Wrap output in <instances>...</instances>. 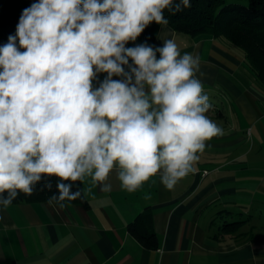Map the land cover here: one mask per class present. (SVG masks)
Here are the masks:
<instances>
[{
    "label": "clouds",
    "instance_id": "obj_1",
    "mask_svg": "<svg viewBox=\"0 0 264 264\" xmlns=\"http://www.w3.org/2000/svg\"><path fill=\"white\" fill-rule=\"evenodd\" d=\"M190 7L36 0L23 10L16 35L0 46V206L31 196L41 181L51 190V177L58 195L48 204L63 208L81 197L73 186L86 178L110 192L113 170L128 193L156 176L172 190L198 170L206 143L224 134L206 115L200 57L181 54L174 38L126 47L153 22L166 29L165 10ZM100 73L107 75L94 87Z\"/></svg>",
    "mask_w": 264,
    "mask_h": 264
},
{
    "label": "crops",
    "instance_id": "obj_2",
    "mask_svg": "<svg viewBox=\"0 0 264 264\" xmlns=\"http://www.w3.org/2000/svg\"><path fill=\"white\" fill-rule=\"evenodd\" d=\"M161 28L154 43L138 37L126 47H160L162 39L174 38L181 54L198 55L197 77L211 104L206 115L224 134L206 143L198 170L172 190L156 176L128 193L113 170L110 192L90 178L82 183L88 207L0 206V264H264V91L239 48L211 35ZM106 75L98 74L94 87ZM147 208L157 250L145 249L128 231Z\"/></svg>",
    "mask_w": 264,
    "mask_h": 264
},
{
    "label": "trees",
    "instance_id": "obj_3",
    "mask_svg": "<svg viewBox=\"0 0 264 264\" xmlns=\"http://www.w3.org/2000/svg\"><path fill=\"white\" fill-rule=\"evenodd\" d=\"M34 2L36 0H0V46L8 42L10 35H16L23 10ZM164 15L169 21L168 26L177 32L192 37L211 35L242 50L246 66L264 91V0H191L190 8L175 14L165 10ZM160 27L153 22L139 37L148 43H154ZM49 179L51 190L44 186L46 181H41L35 186L31 196L21 193L12 204L48 202L50 196L58 195L57 179ZM77 188L81 190V197L73 201L65 200L63 203H78L88 207L79 181L73 186V191ZM226 227H235V224H225L224 229ZM128 231L145 249L159 248V239L154 230V214L149 208L128 225Z\"/></svg>",
    "mask_w": 264,
    "mask_h": 264
},
{
    "label": "built area",
    "instance_id": "obj_4",
    "mask_svg": "<svg viewBox=\"0 0 264 264\" xmlns=\"http://www.w3.org/2000/svg\"><path fill=\"white\" fill-rule=\"evenodd\" d=\"M206 174H208V172H207V171H204V172H203V175H206Z\"/></svg>",
    "mask_w": 264,
    "mask_h": 264
}]
</instances>
